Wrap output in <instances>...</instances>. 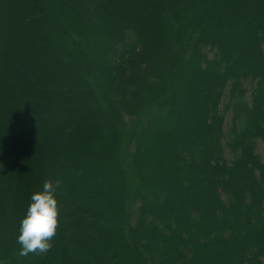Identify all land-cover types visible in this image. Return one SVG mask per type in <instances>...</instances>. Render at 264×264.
I'll return each instance as SVG.
<instances>
[{"label":"trees","instance_id":"obj_1","mask_svg":"<svg viewBox=\"0 0 264 264\" xmlns=\"http://www.w3.org/2000/svg\"><path fill=\"white\" fill-rule=\"evenodd\" d=\"M86 1L84 27L73 9L72 29L54 32L37 2L0 0V264H264V157L256 150H264V0H184L175 8L167 0ZM247 9L254 20L246 21ZM227 18L259 27L249 33L256 51L244 73L240 64L226 67L220 43ZM154 19L171 27V41L147 29ZM96 21L106 26L97 37ZM56 39L74 46L80 62L92 59L89 74L74 67L77 82L64 88L63 61L49 46ZM203 81L212 91L207 103ZM169 84L188 89L175 94ZM177 94L194 112L184 124ZM185 124L201 140L188 136L180 147ZM153 131L163 143H150L146 154L161 151L174 178L164 173L171 180L166 198L148 180L154 169L139 164L141 139ZM135 163L140 173L128 177L134 187L114 191L104 176L127 181L123 166ZM45 181L58 183L56 235L46 254L21 256L19 214Z\"/></svg>","mask_w":264,"mask_h":264},{"label":"rangeland","instance_id":"obj_2","mask_svg":"<svg viewBox=\"0 0 264 264\" xmlns=\"http://www.w3.org/2000/svg\"><path fill=\"white\" fill-rule=\"evenodd\" d=\"M79 1L83 2V4H85V7H83V4L81 6V4H80L81 2H79ZM183 1L184 0H167V2H165V3H168L167 5H169V6L171 5L172 7L175 8V7H177V6H175V2H178V4H179V3H182ZM33 2H37L41 6V9L44 12V14L42 15V18H43V20L45 22H48V23H46V25L50 26V28L53 29L54 32H58L59 30H64V29L67 30L68 28L72 29V23L68 21L69 20V16H68L69 11H73V9H74L78 13L79 16L82 15L86 11L85 16L83 14V17H87V12L89 10V4H88V2L86 0H33ZM180 6H181V4H179V7ZM218 8L220 10L224 9V7H222V5L218 6ZM259 10L260 9H258V11ZM254 13H255L254 10L250 11L249 9H247V12H245L244 16H245V18H248V17H250V18H248V20H246V21H249V19L251 21L254 20L253 19V14ZM217 14H219V11H218ZM256 14H257V12H256ZM70 16H72V15H70ZM152 17L154 18L155 16L153 15ZM76 19L78 20V23L80 25L81 21H82L81 16L80 17L76 16ZM149 19H150V17H149ZM213 19H214V17L211 15V20L210 21L204 20V22L206 24H210L211 21H213ZM84 24H85V21H84V23L82 22L81 26L84 27ZM232 25H233V27H232ZM91 26H93V31H94L96 37L98 35L100 36V31L104 30L105 27H106V26L104 27V25L102 24L101 21L93 22V25H91ZM253 27H254V25H252L251 27H248L247 26V22H246L245 26H243V28L245 30H243V28H241L239 26V21L238 20H235L232 23L231 21H228V18H227V22H223V25H221V28L223 30V33H225V35H226L225 37L226 38H224V41L221 40L220 44L223 46V56H224V59H225V62H226V67H231V66H235L236 64H240V67H239L240 73H244L246 69L250 70V67H249L250 62L248 61V59H249L251 54L254 55L253 53L256 51V45H255V42H252L249 33H251L252 31L257 32L256 29L259 28L258 25H256L254 28ZM147 29H150V30H152V29L154 30L155 29V30L160 31V33H159L160 37L159 38L164 39L165 42H168V40L171 41L173 39V33H171V27L169 25H167L166 21L160 22L159 20L154 19L152 21V24H151V22L148 24V28ZM235 30L240 33L239 35H241V37H239V35L238 36L234 35V33H236ZM140 31L142 32V30H140ZM126 32L127 31H124L125 35H127ZM213 32L209 33L210 37L211 36L212 37L215 36ZM261 32H264V29H263V31L261 29ZM61 37H63V36H61ZM212 37H211V39H212ZM56 40H57L56 43H53L51 45L49 44V46L53 47V48H51V49H53V51L59 53V58L63 61V65L61 67L62 68V72L59 71L58 75H59V77H61L62 80H64V82L62 83L63 84V88H64V87H68V86L71 85V80H74V81L77 82L76 74H74L72 72V69L74 67H75L74 70H73L74 72L75 71H85L86 70L88 72V74H89L88 70H89V68L92 67V65L90 64V63H92V59H91V62L88 61V63H87V61L85 63V59L86 58H84V60L82 59V62H80L79 61L80 57L78 55L76 56V52H75L74 46H72L70 43H68L65 40L64 41L63 40H59V39H56ZM80 46H81V44H80ZM228 49H230V56H227L228 55V53H227ZM112 51H114V50L112 49L111 52ZM94 52H98L96 50V45L93 48L92 53H94ZM163 52L165 53V49L163 50ZM168 55H170V54H168ZM75 56L77 58H75ZM261 57L263 58L264 56H261ZM263 62H264V58H263ZM76 63L78 65H76ZM71 65L73 66L72 68L70 67ZM259 66L261 68L262 65L260 64ZM254 72H255V70H254ZM183 75H184V73L181 74V76H183ZM184 76H185V78H187L186 75H184ZM102 80L105 82L107 87L112 91V87L110 86L109 81L107 80V78L103 77ZM202 83H203L202 84L203 86L202 85L200 86V90H201L200 91V96L202 98V101H206V103H207V99H206L207 94L209 96H211L209 93H211L212 91H211V89L206 91V88L204 87V81ZM168 86H169V92H174L175 94H176V91L181 89L182 90L181 94L183 95L184 91H186L188 89V86L186 87V85H185V87H182V88H179L177 86V88H172V90H171V84H169ZM74 87L77 88V91H80V92L84 91L83 87H81V84H79V83L74 85ZM189 88H190V84H189ZM177 97H178L177 102L181 103L182 109L184 110L186 108L185 109V113L182 114V116L180 118V121L182 122V124H184L188 120L194 118V112L192 113L191 111L188 110L189 106L187 104V101L184 100L183 96H182V98H180V95L177 94ZM76 101L77 102L80 101V102L87 103L86 100L82 99V101H81V100H79V98H76ZM121 121H124V120L122 119ZM125 122L126 121H124V124H125ZM132 125L134 126V123H132ZM157 125L160 126L161 128H163V125H161V122H160V124H157ZM185 126H186V130L184 131V134L179 137V139L183 140V142H179L180 143V147H182V144L184 143V141L186 140V138L188 136H189V140L190 141L187 140V143H188V141L189 142H192V141L198 142L199 140H201V137H194V133H198V132L196 130L191 131V125L190 124H185ZM128 131H129V127H128V130L126 132L124 131V134H123L124 137H125V139L123 138L125 142H127V139H128V134H127ZM179 139L176 140L174 144H178V141H180ZM162 141H163V137L162 136L159 137V134L156 135L154 133V131L152 133H147L146 138L145 139H141L140 146L138 147L139 148V153L144 156V158L142 160H140L139 164H142V165L143 164H149L150 170H151V168L154 169L153 177L151 176L152 179L149 178L148 180L151 181V182H154L155 185L159 186V192H161L163 190V192H165V198H166V196L168 194L167 190L170 188V187H167V186L171 185V180L169 181L167 178L165 179V175L167 177H170L173 180H174V178L172 177V175H169V172L167 170H165V168L162 167L163 161H162L161 157H162L163 154H161L162 153L161 151H155L154 150L155 153H152L151 155H150V153L146 154L147 153V148H146L147 145H149L150 143L153 142V143H155V145H158V147H161V145L163 143ZM128 144H129V141H128ZM184 145H186V144H184ZM256 150H257V153L261 157H264V150H263V148L261 146L257 145ZM100 152L105 155L106 163L108 162L110 165H112L113 164V159H112L113 154H111L110 150L109 149L107 150V149L104 148V150L100 149ZM173 163H175L174 158L171 159V164H173ZM138 166L139 165L138 164L136 165V163L134 165L132 164V167L130 166L128 168V170L126 168H124V166H123V171L127 174V181L128 182L126 181L124 175H122L123 181L121 180V178H118L117 175H119V174H117V175L112 174V175H109V176L105 175L104 176L105 180L107 182L112 183V184L114 182L115 183L114 187H113L114 191L118 190L119 194H120L122 192V190L124 189V185H125V190L127 189V187H128V189L131 188V186H132V188L134 187V182H132L134 179L133 180L132 179L129 180V179L132 178L131 174L140 173V171L138 169L140 166L139 167ZM172 167H174V165ZM132 171L134 173H132ZM121 173H122V171H121ZM164 173H168V174L164 175ZM128 177H129V179H128ZM188 184L189 185L191 184V179L189 178V176H188ZM74 195H77V197H79L80 195L83 196L81 194V190H78V189L74 190ZM114 201H115V199H112V201H111L112 205H113V203H116ZM146 201H148V203L151 205L155 201V199L152 196L151 197L147 196V200ZM30 203H31L30 201H26L25 208H23V213L21 215L19 214V218H18L19 225L21 224L22 219L25 217L27 209H28V206H29ZM160 206H162V205H160ZM113 211L115 213H118L119 215H122V212L119 211L118 209H114ZM93 214H95V213H93ZM243 214L246 215L245 211L243 212ZM161 217L163 218L162 214L160 215V218ZM16 218H17V216H16ZM107 221H109V223H111V216L110 215L108 216ZM238 224H239V222H238ZM187 232L189 233V231H187ZM13 233L15 234L14 230H13ZM138 240H140V239H138ZM114 241L115 242H119L120 240H118V237H115ZM254 241L257 242L256 239H254ZM181 243H179V244L182 247H184V248L188 247V243H186V244L185 243L181 244ZM132 244H135L133 242V240H132ZM138 244H140V242H138ZM136 245L137 244H135V246ZM215 245L216 244H213V246H215ZM16 246H17V248H19V244L18 243H17ZM148 250H150V249L148 248ZM212 250H213V248H212ZM118 251H120V249H118ZM156 251H158V249H156ZM113 257H115V256L112 255L111 258H113ZM178 262L180 263V261H177L175 264H179Z\"/></svg>","mask_w":264,"mask_h":264},{"label":"clouds","instance_id":"obj_3","mask_svg":"<svg viewBox=\"0 0 264 264\" xmlns=\"http://www.w3.org/2000/svg\"><path fill=\"white\" fill-rule=\"evenodd\" d=\"M57 187L58 183L54 185L51 181H45L43 190L31 196V203L21 221L17 237L21 256L29 253L46 254L51 249L50 241L58 227Z\"/></svg>","mask_w":264,"mask_h":264}]
</instances>
